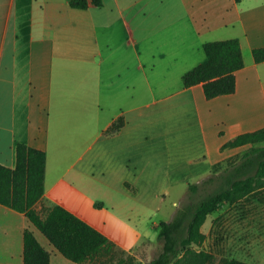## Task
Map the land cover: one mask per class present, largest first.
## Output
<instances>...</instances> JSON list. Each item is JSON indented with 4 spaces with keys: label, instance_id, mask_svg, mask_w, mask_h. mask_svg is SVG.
I'll list each match as a JSON object with an SVG mask.
<instances>
[{
    "label": "crops",
    "instance_id": "obj_1",
    "mask_svg": "<svg viewBox=\"0 0 264 264\" xmlns=\"http://www.w3.org/2000/svg\"><path fill=\"white\" fill-rule=\"evenodd\" d=\"M102 1L0 0V165L14 167L19 143L44 151L36 209L62 206L146 263L157 242L141 229L165 198L174 194L176 213L191 181L250 147L224 143L264 127V62L252 57L264 47V0ZM226 39L239 40L245 64L235 92L206 99L200 86L185 88L204 43ZM119 117L123 127L106 135ZM246 209L211 213L204 244L211 239L215 257L235 236L236 256L264 264V230L253 250ZM25 229L50 264H77L1 204L0 264H23Z\"/></svg>",
    "mask_w": 264,
    "mask_h": 264
},
{
    "label": "trees",
    "instance_id": "obj_2",
    "mask_svg": "<svg viewBox=\"0 0 264 264\" xmlns=\"http://www.w3.org/2000/svg\"><path fill=\"white\" fill-rule=\"evenodd\" d=\"M89 3L103 6L102 0H70L69 5L85 9ZM203 51L205 61L183 74L184 87L200 86L206 99L234 93L236 73L245 65L239 40L207 42ZM252 57L256 63L264 62V47L253 49ZM123 125L119 117L104 133L112 135ZM244 145L250 147L215 166L201 181L189 184L187 199L174 217L156 225L161 248L146 263L136 261L62 206L36 209L44 193L46 154L42 150L19 143L14 167L0 165V204L23 213L66 259L77 264H254L229 257L214 263L216 258L203 248L202 226L222 205L243 207L240 203L249 198L264 205V127L238 134L221 149ZM23 264H50L49 252L29 229L23 233Z\"/></svg>",
    "mask_w": 264,
    "mask_h": 264
},
{
    "label": "rangeland",
    "instance_id": "obj_3",
    "mask_svg": "<svg viewBox=\"0 0 264 264\" xmlns=\"http://www.w3.org/2000/svg\"><path fill=\"white\" fill-rule=\"evenodd\" d=\"M191 183H196L194 181H191ZM190 183V184H191ZM174 200V194L172 193L170 195V197L165 198V204L163 205V210L157 212L155 215L151 216V221H149V224L145 226V228H142L141 231L143 232H148L150 236H152V240H156V248L153 249V251L150 253L149 255V259H152L156 256V254L158 253V251L161 248V244L157 241V231L156 229L152 228V221H154L155 225L159 224L161 221H168L169 219H172L175 215V213L173 212V208L170 207L171 202ZM239 206H243L245 208H247L246 210L248 212H246V215H250V223H251V241H252V245L251 248H253V250H256L258 247V244H254V240L256 239L255 236L257 235L256 232L259 228H262V230H264V205L260 204L257 200H255V198H249L247 200H244L240 203ZM179 207V206H178ZM175 209V208H174ZM173 212V213H172ZM213 214H211L210 216L207 217L206 222L204 223V227H203V231H207L210 221L212 219ZM211 234V229H209V235ZM231 245L228 249H223L220 252H217V255L215 256V262L217 263L221 258L226 257V256H232L235 255L236 259L238 258V260H243V261H254L252 258H244L241 256H236L237 255V251L234 250L235 243L241 242V240H237V237L233 236L232 240H231ZM240 244V243H239ZM205 250L212 252V243H211V239L207 240L206 243L203 245ZM226 247V246H225ZM257 261H264V256H261L260 260ZM143 263V262H142Z\"/></svg>",
    "mask_w": 264,
    "mask_h": 264
}]
</instances>
